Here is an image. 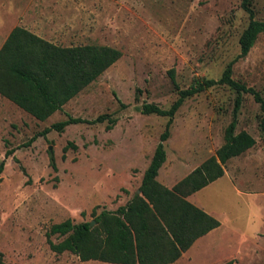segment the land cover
Returning a JSON list of instances; mask_svg holds the SVG:
<instances>
[{
    "label": "rangeland",
    "instance_id": "obj_1",
    "mask_svg": "<svg viewBox=\"0 0 264 264\" xmlns=\"http://www.w3.org/2000/svg\"><path fill=\"white\" fill-rule=\"evenodd\" d=\"M241 0H0V45L20 26L59 46L97 44L119 58L86 87L37 120L0 96V264H113L54 253L48 227L64 219L90 220V211L113 210L139 185L166 116L140 113L142 103L167 108L176 88L220 76L238 53L248 22ZM253 18L264 20V0H251ZM231 76L264 100V31ZM235 92L213 85L184 99L163 142L165 160L156 180L171 186L223 142ZM122 105V106H121ZM109 113L116 122L66 125L23 143L66 115L91 119ZM258 103L242 93L235 132L254 144L222 165L223 177L188 196L219 221L171 264H264V132ZM66 143H72L66 150ZM10 155L4 156L6 149ZM52 156L55 169L49 163ZM83 212L84 214H81ZM61 236H49L57 242Z\"/></svg>",
    "mask_w": 264,
    "mask_h": 264
},
{
    "label": "trees",
    "instance_id": "obj_2",
    "mask_svg": "<svg viewBox=\"0 0 264 264\" xmlns=\"http://www.w3.org/2000/svg\"><path fill=\"white\" fill-rule=\"evenodd\" d=\"M251 0H241L240 7L248 14V22L238 36V53L226 63L217 79L201 78L186 88H178L173 70L168 74L177 96L167 108L154 103H142L140 113L166 116L163 130L158 135L149 162L142 172L139 193L132 195L113 210L91 208L90 220L72 222L64 219L53 223L46 231L49 249L54 253L69 251L80 261L98 260L113 264H169L175 261L191 243L219 221L193 205L186 196L202 188L223 174L222 165L254 144L253 137L244 130L235 132L236 116L242 93H249L258 103L261 116L258 127L264 132V100L252 87L235 80L232 64L244 57L260 32L264 20L253 18ZM120 52L107 45L82 44L59 46L14 26L0 46V96L5 97L37 120L61 110L62 105L86 87L108 66ZM226 85L235 92L231 119L227 123L222 144L214 155L205 159L170 188L156 180L159 167L165 160L163 142L169 136L172 117L184 99L213 85ZM122 106V105H121ZM105 122L109 130L116 122L109 113H100L91 119L66 115L29 137L27 146L37 135L49 130L61 132L68 124H95ZM72 143H66V150ZM6 149L4 156L12 153ZM49 163L55 169L52 156ZM3 161H0V171ZM81 214H84L81 212ZM93 223L90 224V221ZM62 238L52 242L49 236ZM220 264H232V260Z\"/></svg>",
    "mask_w": 264,
    "mask_h": 264
},
{
    "label": "crops",
    "instance_id": "obj_3",
    "mask_svg": "<svg viewBox=\"0 0 264 264\" xmlns=\"http://www.w3.org/2000/svg\"><path fill=\"white\" fill-rule=\"evenodd\" d=\"M5 38H6V37H5ZM5 38H4V39H5ZM4 39H3V41H4ZM3 41H2V42H3ZM1 44H2V43H1ZM0 46H1V45H0ZM2 98H4L6 101H9V100L6 99L5 97H2ZM222 168H223V167H222ZM156 176H157V175H156ZM220 177H223V175H221ZM218 178H219V177H218ZM216 179H217V178H216ZM216 179H215V180H216ZM213 181H214V180H213ZM211 182H212V181H211ZM209 183H210V182H209ZM209 183H208V184H209ZM206 185H207V184H206ZM206 185H205V186H206ZM164 186H166L167 188H170L172 185H171V186L164 185ZM205 186H203V187H205ZM203 187H202V188H203ZM136 189H138V188H136ZM200 189H201V188H200ZM198 190H199V189H198ZM198 190H196V191H198ZM135 191H136V190H135ZM196 191H195V192H196ZM195 192L189 194L188 196H192ZM188 196H186V200H188ZM189 202L192 203L193 205H195V206H197V207H199V208L202 209V206H201V205H197V203L195 204V202H193V201H189ZM202 210H203V209H202ZM204 211H205V210H204ZM205 212H206V211H205ZM206 213H208V212H206ZM208 214L211 215L210 213H208ZM211 216H212V215H211ZM213 217H214V216H213ZM214 218H215V217H214ZM218 226H219V225H218ZM218 226H217V227H218ZM215 228H216V227H215ZM215 228H213V229H215ZM213 229H211V230H213ZM211 230H209L208 232H206L205 234L201 235V236L198 237V238H201L202 236H209V234L211 233V232H210ZM198 238H196L194 241H196ZM194 241H193V242H194ZM193 242H192V243H193ZM192 243H191V245H192ZM191 245H190V246H191ZM190 246H189V247H190ZM187 250H188V248H187ZM184 252H185V251H184ZM184 252H182L181 255H182ZM181 255H180L176 260H178V259L181 257ZM176 260H175V261H176ZM173 262H174V261H173ZM169 264H171V263H169Z\"/></svg>",
    "mask_w": 264,
    "mask_h": 264
},
{
    "label": "water",
    "instance_id": "obj_4",
    "mask_svg": "<svg viewBox=\"0 0 264 264\" xmlns=\"http://www.w3.org/2000/svg\"><path fill=\"white\" fill-rule=\"evenodd\" d=\"M136 193H139V190L138 189H136V191H135ZM93 223V220H91L90 221V224H92Z\"/></svg>",
    "mask_w": 264,
    "mask_h": 264
}]
</instances>
